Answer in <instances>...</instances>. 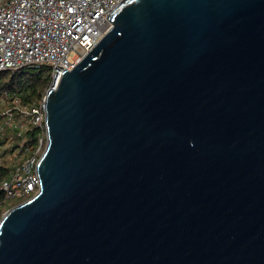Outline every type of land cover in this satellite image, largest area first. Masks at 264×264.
Instances as JSON below:
<instances>
[{"label":"water","instance_id":"1","mask_svg":"<svg viewBox=\"0 0 264 264\" xmlns=\"http://www.w3.org/2000/svg\"><path fill=\"white\" fill-rule=\"evenodd\" d=\"M45 96L39 188L0 264H264V0H123Z\"/></svg>","mask_w":264,"mask_h":264},{"label":"built area","instance_id":"2","mask_svg":"<svg viewBox=\"0 0 264 264\" xmlns=\"http://www.w3.org/2000/svg\"><path fill=\"white\" fill-rule=\"evenodd\" d=\"M123 0H0V71L45 68L42 97L22 104L11 92L0 95V180L5 198L31 197L39 188L36 164L45 145V96L64 70L75 64L111 27L105 17ZM72 53V56L68 55ZM36 129L32 143L27 131Z\"/></svg>","mask_w":264,"mask_h":264},{"label":"trees","instance_id":"3","mask_svg":"<svg viewBox=\"0 0 264 264\" xmlns=\"http://www.w3.org/2000/svg\"><path fill=\"white\" fill-rule=\"evenodd\" d=\"M49 84V76L45 68L36 69L33 67H20L14 71H0V95L11 92L18 96L22 104L33 103L42 97V94ZM36 129L27 131L26 143L30 144L35 140ZM5 137H0V150L4 144ZM8 167L0 165V180L8 173ZM25 200L23 197L5 198L0 190V218L3 209L11 204H17Z\"/></svg>","mask_w":264,"mask_h":264},{"label":"rangeland","instance_id":"4","mask_svg":"<svg viewBox=\"0 0 264 264\" xmlns=\"http://www.w3.org/2000/svg\"><path fill=\"white\" fill-rule=\"evenodd\" d=\"M68 56L71 57V56H72V53H70ZM14 205H15V204H11L10 206H7L5 209L2 210L3 213H4L7 209H9L10 207H12V206H14ZM3 213H2V214H3Z\"/></svg>","mask_w":264,"mask_h":264}]
</instances>
